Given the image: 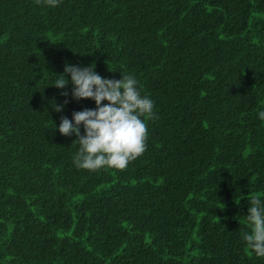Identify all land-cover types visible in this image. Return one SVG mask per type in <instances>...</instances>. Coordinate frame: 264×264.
Wrapping results in <instances>:
<instances>
[{
	"label": "trees",
	"instance_id": "16d2710c",
	"mask_svg": "<svg viewBox=\"0 0 264 264\" xmlns=\"http://www.w3.org/2000/svg\"><path fill=\"white\" fill-rule=\"evenodd\" d=\"M0 264H264V0H0Z\"/></svg>",
	"mask_w": 264,
	"mask_h": 264
}]
</instances>
